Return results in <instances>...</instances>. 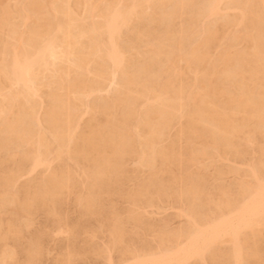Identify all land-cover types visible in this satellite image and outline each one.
Here are the masks:
<instances>
[{"label":"bare ground","instance_id":"1","mask_svg":"<svg viewBox=\"0 0 264 264\" xmlns=\"http://www.w3.org/2000/svg\"><path fill=\"white\" fill-rule=\"evenodd\" d=\"M7 1L0 0V213L9 218L5 227L0 219V263L38 262L48 233L26 245L20 237L42 212L72 239L87 219L102 217L110 243L99 254L116 250L119 264H264V0ZM107 81L117 90L101 97ZM217 160L235 164L213 183L197 170ZM131 161L147 169L133 189ZM36 171L37 181L15 190ZM228 173L237 178L231 186L222 180ZM115 194L135 208L156 206L153 197L171 202L186 223L155 231L144 207L145 218L133 207L126 217L114 207L103 215ZM71 198L77 222L66 213ZM129 225L152 233L155 246L140 238L133 249L139 236ZM68 247L60 264L76 255Z\"/></svg>","mask_w":264,"mask_h":264},{"label":"rangeland","instance_id":"2","mask_svg":"<svg viewBox=\"0 0 264 264\" xmlns=\"http://www.w3.org/2000/svg\"><path fill=\"white\" fill-rule=\"evenodd\" d=\"M11 1V0H10ZM2 2H3V0H2ZM5 2V3H4ZM4 2H3V4H6V2H8L7 0H4ZM12 2V1H11ZM10 3V2H9ZM232 15H234V13H231ZM230 14V15H231ZM205 21H207V20H205ZM207 22H209V20L207 21ZM19 23V22H18ZM20 24V23H19ZM20 28H18V29H20V30H24V28L23 27H21V24H20V26H19ZM22 28V29H21ZM19 30V31H20ZM22 31H20V32H22ZM241 47H243V46H241ZM109 85V82L107 81V85H104V88L106 89H104L103 91H105L104 93L103 92H101V93H103V94H100V96L101 95H105V96H101V97H106V94H107V90H108V93L109 94H107V96H109V95H112L114 92H116V90H117V87L116 86H108ZM107 86L109 87V89H107ZM114 87H116V89L114 88ZM44 92H46L47 90H43ZM113 91V92H112ZM42 100H43V98H42ZM89 117L87 116H85V119L87 120ZM86 120H84V118H83V122H86ZM82 123V122H81ZM84 123H82V125H83ZM251 152V153H250ZM253 150L251 149V150H249V156H248V161L247 160H245V161H247L248 163H250L251 161H253V158L254 157H251V156H253L254 154H253ZM255 153V152H254ZM251 154H253V155H251ZM256 155V154H255ZM250 157V158H249ZM250 159H251V161H250ZM250 161V162H249ZM132 162V161H131ZM131 162H129V163H127L128 164V166L126 167V169L128 168L129 169V171H128V169H127V171H128V174H129V177L135 172L136 173V166H138V163L137 162H135L134 161V163L132 162V164H131ZM217 162H220V163H216L217 164V166H214V165H216V164H213V165H211V166H207V165H203V168L201 167V166H199L198 168H202V169H206L205 171L204 170H199L197 167H196V169H198L197 171L199 172H204L205 173V175L207 174V177H209L210 176V181L212 182L213 181V183H215L216 182V178L215 179H212L213 178V176L215 177V176H219L218 174H220V171H218V170H222V169H224L223 170V173L225 174L226 173V171H225V168L227 167H229L230 165H232V164H235V163H233L234 161H231L232 162V164H230V161H226V162H223V163H226L225 164V166H224V164H222L221 163V161L220 160H217ZM227 162H229V164L230 165H228L227 164ZM240 162L241 161H239L236 165L237 166H240L239 164H240ZM135 163H137V164H135ZM218 164L220 165V164H222V166H223V168H221V165L220 166H218ZM132 167H131V166ZM134 165V166H133ZM236 165H233V166H236ZM55 166V165H54ZM214 167V168H217V169H215V170H213V168H211V167ZM232 166V167H233ZM218 167H220L219 169H218ZM231 167V166H230ZM240 167H242V165L240 166ZM0 168H1V166H0ZM131 168H133V169H131ZM226 168V169H227ZM141 170L143 169V168H140ZM139 169H137V173L135 174L134 173V175L136 176L137 174L139 175H137L136 177L133 175V176H131L130 178V181H129V183L127 184V185H129V186H131V189H133V188H135V187H133V186H136V184L135 183H138V182H140V179H141V181L142 180H144L145 179V175H144V173H142V171H145V170H147V169H145V170H139ZM217 170V172H219V173H217V172H215ZM39 173H41V172H43V170H37ZM35 172V173H33V174H31V175H25V176H23V178L22 179H20L19 180V182L17 183L18 185H16V187H15V190L16 189H18V188H20V186L21 187H23V186H25V185H29L30 183L32 184L36 179H39L40 177H42L43 175V173H41L40 174V177H39V173L38 172ZM41 171V172H40ZM195 172H196V170H194ZM211 171V172H210ZM202 172V173H203ZM207 172V173H206ZM213 172H214V174H213ZM131 173V174H130ZM141 173V174H140ZM147 172L145 171V174H146ZM203 173V174H204ZM212 174V176L210 175V174ZM209 174V175H208ZM229 175H223V182L224 183H226V185H228L229 184V182H232L233 181V183H230L229 185L231 186L232 184H234V182L236 181L235 179H237V178H235V177H233V174H230V173H228ZM147 175V174H146ZM145 176V177H144ZM227 176V177H226ZM26 177V178H25ZM35 177V178H34ZM133 177H135L136 179H138V177H139V180H137L136 181V179H134ZM141 177V178H140ZM143 177V178H142ZM212 177V178H211ZM224 178H225V181H224ZM233 178V179H232ZM29 179H30V181H33V182H30L29 181ZM212 179V180H211ZM132 180H135V181H132ZM37 181V180H36ZM133 182L134 184H132V183H130V182ZM228 181V182H227ZM25 185H24V184ZM132 184V185H131ZM228 185V186H229ZM129 186H126V189L125 190H127L128 188L127 187H129ZM130 188V187H129ZM131 189H128V190H131ZM83 192H85V191H83ZM116 196V197H115ZM115 196H112V197H110L109 199H108V197H106V199L103 201V203L105 202V204H106V206L104 205V207H106V209L104 208V213H103V215H105L106 213H108L110 210H112L113 209V207H114V209L113 210H117L118 211V213H119V215H121L120 217H126L127 216V212H128V210H131V208L133 207L129 202V204L127 203V201L126 200H123V198H121V196L120 195H116L115 194ZM118 196H120V197H118ZM72 197V196H71ZM73 198V197H72ZM68 199V200H70V201H68L67 200V202L68 203H66V204H68V206H66L65 205V208H66V213H67V216L69 217V219H70V222H77V220H80V214H78V213H80V208H77V205H75V204H73V201H74V199ZM115 198V199H114ZM121 198V199H120ZM155 198V200H153V202H155L156 201V204L154 203V205H156V206H153L152 208L150 207V208H146V207H144V205H142V207H144L145 209H144V211L145 212H143L142 210H143V208L142 207H136V208H138V210H136V211H138L137 213H136V211H135V213L136 214H141L142 212L143 213H146V215L148 214V213H153V211H154V213L153 214H148L147 215V217L145 218V214H141V216H143L144 215V218L146 219V221L148 222V223H150V224H152V227H153V229H155V231L157 230L156 228H158L159 227V225L158 224H163V225H167V226H169L168 228H170V229H176L175 227H177V228H180L181 226H183V225H185V223H186V221H185V219L184 218H180V217H178V208L175 206L174 207V204L172 205V203L171 202H168V204H167V202H165L163 199H162V202H163V204L161 203V201L159 202V200H160V198H158V200L156 199L157 197H153V199ZM113 199V200H112ZM117 199V200H116ZM72 200V201H71ZM110 200H111V202H110ZM108 201H109V203H108ZM113 201V202H112ZM118 201V202H117ZM70 202V203H69ZM114 202H116V203H114ZM75 203V202H74ZM110 203H112V206H111V204ZM126 203V204H125ZM158 203H160L159 205H158V207H157V204ZM165 203V204H164ZM113 204H116V206L115 205H113ZM162 204V205H161ZM71 205V206H70ZM119 205H121V206H119ZM125 205V206H124ZM172 206V207H171ZM110 207V209L108 210L107 208H109ZM117 209H116V208ZM154 207H155V209H154ZM162 207V208H161ZM166 207V208H165ZM70 208V209H69ZM119 208V209H118ZM121 208V209H120ZM135 207H133V209H136ZM139 208H142L141 210H139ZM161 208V209H160ZM177 210H176V209ZM72 209V210H71ZM150 209V210H149ZM112 210V211H113ZM120 210V211H119ZM73 211V212H72ZM106 211V212H105ZM108 211V212H107ZM146 211H148V212H146ZM166 211V212H165ZM71 212V213H70ZM76 212V213H75ZM140 212V213H139ZM4 213V214H3ZM3 213H0L1 215H0V219H1V221L3 222L2 223V225H3V227H5L6 225V221L8 220V218H9V214H7V213H5V211H3ZM177 213V214H176ZM37 214V216L35 215V216H33V219H34V221H33V219H31L32 221H31V225H30V227H28V228H24L23 229V231H25V232H23L22 231V236L20 237V239H21V243L23 242V244L24 245H26V243H28L29 242V240L31 241V240H33V239H35L37 236H39V233H43V231L44 232H46V233H48V235H47V237H45V238H43L42 240H43V242H42V240H41V243H43L42 244V246H43V249H42V255H40V257H38L37 259H36V261H38V262H36V263H38V264H60V261L61 260H63V259H66V257H68V250H69V248L70 247H68V245L70 246V244H71V247H72V245L73 246H75V249L77 250V252H76V255H73L74 257V259L71 257V259H72V263H69V264H90V263H92V264H109V262H108V260H112L115 264H119L120 263V260H119V253L118 252H116V250L113 252L112 251V253L110 252V253H108V255L107 254H104V255H101V254H99V251H103L104 249L106 250V245L107 246H109V240H110V237H109V235H108V232L106 231V229H104L101 225H102V223H101V219H102V217H92V218H90V220L89 219H87V221L85 222V228H84V230H82V232H79L78 234H76L75 235V237H74V239H72L71 238V236H70V234L66 231V228H67V226L66 225H64V228H63V231L62 232H58V231H56V225H58V222L55 220V218L53 219L52 217H48L47 218V216L44 214V213H42V212H38V213H36ZM38 214H39V216H38ZM71 214V215H70ZM78 214V215H77ZM5 215V216H4ZM7 215V216H6ZM150 216V217H149ZM36 217V218H35ZM40 217V218H39ZM41 217H42V219H41ZM179 219H178V218ZM3 218V219H2ZM5 218V219H4ZM22 218V219H21ZM52 218V219H51ZM77 218H79V219H77ZM152 220H151V219ZM165 218V219H164ZM21 221H20V220ZM44 219V220H43ZM48 219H51V220H48ZM94 219V220H93ZM167 219V220H166ZM172 219V220H171ZM149 220V221H148ZM18 221L20 222V223H22V225L24 224V225H26L27 223L25 222V221H27L26 220V218H25V216H19L18 217ZM54 221V222H53ZM56 221V222H55ZM97 221V222H96ZM99 221V222H98ZM53 223V224H55V227L51 224V223ZM79 222V221H78ZM91 222H93V223H91ZM171 224H170V223ZM183 222H185V223H183ZM5 223V224H4ZM45 223V224H44ZM90 223V224H89ZM154 223V224H153ZM96 224V225H95ZM169 224V225H168ZM180 224V226H178ZM42 225V226H41ZM47 225V226H46ZM88 225V226H87ZM37 226V227H36ZM41 226V227H40ZM66 226V227H65ZM90 226V227H89ZM98 228H97V227ZM100 226V227H99ZM130 226V225H129ZM128 226V230L131 232L132 231V233H137L138 234V236H139V238H135L134 236L132 237V243H133V246H132V248L133 249H136V250H138V248H141V246H142V243H141V241H140V243H138L139 242V240H140V238L141 239H144V240H148V242L149 243H152V245L154 244V246H155V241L153 240L154 239V237H153V234L151 235V234H149V233H147V232H145V234L146 235H144V231L143 230H140V229H136V228H134V227H132V226H130L129 227ZM158 226V227H157ZM171 226V227H170ZM46 227V228H45ZM94 227V228H93ZM155 227V228H154ZM30 228V229H29ZM33 228V229H32ZM38 229V230H37ZM42 231H41V230ZM45 229V230H44ZM99 231H98V230ZM33 230V231H32ZM36 230V231H35ZM66 231V233H65V231ZM67 230H68V228H67ZM91 230V231H90ZM49 231H51V232H49ZM54 231V232H53ZM84 231V232H83ZM106 231V232H105ZM5 232V230L3 229V231H2V233H4ZM29 232V233H28ZM36 232H38V233H36ZM56 232V233H55ZM64 232V233H63ZM90 232H91V234H90ZM99 232V233H98ZM103 232V233H102ZM140 232V233H139ZM24 233L26 234L25 236H24ZM62 235H61V234ZM98 233V234H97ZM58 236V237H56V235ZM101 234V235H100ZM105 234V235H104ZM31 235V236H30ZM34 235V236H33ZM53 235V236H52ZM142 235H144V236H142ZM52 236V237H51ZM64 236V237H63ZM80 236V237H79ZM82 236H84L83 238H82ZM95 236H98V237H95ZM101 236V237H100ZM146 236V237H145ZM10 238H8V240L6 241L7 243V245H8V242L10 243L7 247L9 248V250L10 251H12V249L14 250L15 249V247H14V240L12 239V237L11 236H9ZM26 239H25V238ZM34 237V238H33ZM79 237V238H78ZM145 237V238H144ZM24 238V239H23ZM82 238V239H81ZM88 238V239H87ZM48 239V240H47ZM76 239V240H75ZM139 239V240H138ZM26 240V241H25ZM87 240V241H86ZM150 240V241H149ZM28 241V242H27ZM34 241V240H33ZM84 241V242H83ZM90 241V242H89ZM106 241V242H105ZM32 242V241H31ZM51 242V243H50ZM53 242V243H52ZM72 242V243H71ZM82 242V243H81ZM86 242V243H85ZM33 243V242H32ZM104 243V244H103ZM1 244V243H0ZM13 244V245H12ZM29 244V243H28ZM45 244V245H44ZM93 244V245H92ZM1 245H3V241H2V244ZM67 245V246H66ZM139 245H141L140 247H139ZM13 246V247H12ZM48 246V247H47ZM50 246V247H49ZM52 246V247H51ZM57 248H56V247ZM85 246V247H84ZM97 246H99V247H97ZM135 246V247H134ZM0 247H2V246H0ZM45 248H47V249H45ZM63 248H65V249H63ZM93 248L94 249H96V250H93ZM101 248V249H100ZM108 248V247H107ZM224 248V247H223ZM56 249V250H55ZM58 249V250H57ZM100 249V250H99ZM66 250V251H65ZM79 250H80V252H79ZM83 250H89L88 252H89V254H88V252L87 251H84L83 252ZM93 250V251H92ZM47 251V252H46ZM57 251H58V253H57ZM52 252V253H51ZM55 252V253H54ZM64 252V253H63ZM78 253V254H77ZM82 253L84 254V255H82ZM115 253V254H114ZM116 253H118L117 255H116ZM97 254V255H96ZM109 254H112V255H110L109 256ZM91 255V256H90ZM99 255V256H98ZM19 256V257H18ZM18 256H17V259L19 260V262L21 263L22 261H25V256H26V254L25 253H20V254H18ZM24 256V257H23ZM41 256H43V257H41ZM83 256V257H82ZM86 256V257H85ZM111 256H113V257H111ZM55 257H56V260H55ZM77 257H79L78 258V260L76 259ZM91 257V258H90ZM101 257V258H100ZM105 257H108V258H105ZM20 258H21V260H20ZM40 259H42V261L40 260ZM50 259V260H49ZM81 259V260H80ZM96 259V260H95ZM105 259H106V261H105ZM56 261L58 262V263H56ZM82 261V262H81ZM99 261V262H98ZM111 261V262H112ZM45 262V263H44ZM55 262V263H54ZM35 262L33 263V264H36ZM1 264V263H0ZM113 264V263H112Z\"/></svg>","mask_w":264,"mask_h":264},{"label":"clouds","instance_id":"3","mask_svg":"<svg viewBox=\"0 0 264 264\" xmlns=\"http://www.w3.org/2000/svg\"><path fill=\"white\" fill-rule=\"evenodd\" d=\"M56 235V234H55ZM56 237H58L57 235H56Z\"/></svg>","mask_w":264,"mask_h":264}]
</instances>
